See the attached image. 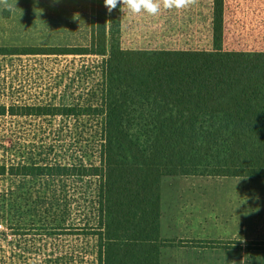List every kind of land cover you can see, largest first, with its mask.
<instances>
[{
  "label": "trees",
  "instance_id": "1",
  "mask_svg": "<svg viewBox=\"0 0 264 264\" xmlns=\"http://www.w3.org/2000/svg\"><path fill=\"white\" fill-rule=\"evenodd\" d=\"M224 3L213 2L211 49H124L122 11L104 0H90L87 46H0V264H159L175 244L160 236L162 177H264V156L222 151L224 63L264 62L224 48ZM66 55L99 59L43 57ZM125 60L211 63L210 155L118 154Z\"/></svg>",
  "mask_w": 264,
  "mask_h": 264
},
{
  "label": "rangeland",
  "instance_id": "2",
  "mask_svg": "<svg viewBox=\"0 0 264 264\" xmlns=\"http://www.w3.org/2000/svg\"><path fill=\"white\" fill-rule=\"evenodd\" d=\"M213 2L198 0L195 6L186 9L161 7L157 16L143 12L131 15L125 9L120 27L122 47L211 49ZM7 5L10 10L0 4V46L90 44V0H7ZM223 20L224 48L264 52V0H225ZM43 57L63 63L72 58L77 62L99 59L93 55ZM3 63L9 66L10 61ZM223 76V155L264 156V62H225ZM211 77V63L206 61H121L117 92L118 154L210 155ZM39 84H30L28 88L36 90ZM62 101H67L66 97ZM9 137L0 141V157L5 155L3 146L10 144ZM204 178L203 184L188 190L189 194L199 196L201 210L206 200L211 199L223 215L214 216L215 224L208 222L206 230L200 227L204 234L201 238L221 245L239 239L247 241L248 248L254 251L247 264H263L260 255L264 251V177ZM161 202L165 206L163 194ZM246 210L253 212L248 219L241 214ZM241 223L244 227H240Z\"/></svg>",
  "mask_w": 264,
  "mask_h": 264
},
{
  "label": "crops",
  "instance_id": "3",
  "mask_svg": "<svg viewBox=\"0 0 264 264\" xmlns=\"http://www.w3.org/2000/svg\"><path fill=\"white\" fill-rule=\"evenodd\" d=\"M196 180L200 181L196 182ZM203 180H205L203 176L162 177L161 194L166 204L164 206V202H161L160 236L175 240V244L161 248L159 264H247L253 258L254 251L248 248L247 241L239 239V242L221 245L205 242V239L201 238L204 234L199 230L200 227L206 230L208 222L215 224L214 216L223 215L221 209L215 207L211 199L206 200L204 209L201 210L199 196L189 194L188 190L196 189V184H203ZM252 213L247 210L241 212L247 219ZM214 224L211 226L213 230H215ZM244 224L241 223L240 227H244ZM242 253L248 254L242 255ZM262 255L260 256L264 264Z\"/></svg>",
  "mask_w": 264,
  "mask_h": 264
},
{
  "label": "clouds",
  "instance_id": "4",
  "mask_svg": "<svg viewBox=\"0 0 264 264\" xmlns=\"http://www.w3.org/2000/svg\"><path fill=\"white\" fill-rule=\"evenodd\" d=\"M198 0H104V6L107 11L111 13L118 6L122 12L127 9L131 15H138L146 13L150 16H157L161 10L164 9H186L195 6ZM0 4L6 5L9 10L10 5H7V0H0Z\"/></svg>",
  "mask_w": 264,
  "mask_h": 264
}]
</instances>
